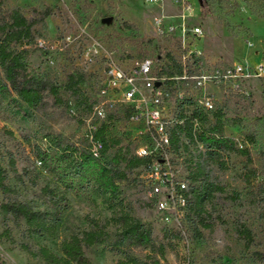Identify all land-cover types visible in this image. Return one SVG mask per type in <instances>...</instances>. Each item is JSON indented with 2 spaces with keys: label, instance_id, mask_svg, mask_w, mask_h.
<instances>
[{
  "label": "rangeland",
  "instance_id": "1",
  "mask_svg": "<svg viewBox=\"0 0 264 264\" xmlns=\"http://www.w3.org/2000/svg\"><path fill=\"white\" fill-rule=\"evenodd\" d=\"M47 7L52 13L34 27L33 37L13 48L25 51V74L56 86L58 94L47 90L43 103L32 110L15 92L0 94V166L10 188H0V204L27 203L46 214L55 230L31 233L24 219L0 211V234L8 230L11 237L0 238V263L46 264L23 245L32 250L45 246L63 256L64 240L99 226L108 236L86 249L91 264H114L123 251L152 254L163 264H264V0H3L0 22L15 8L31 19ZM144 59L153 60L165 75L185 71L189 79L177 82L176 91L186 99L214 97L215 111L202 118V130L223 115V135L234 150L208 157L185 137L182 149L168 155L170 172L189 188L194 161H205L218 189L204 196L203 209L187 205L176 213L162 211L142 168L128 172L110 204L80 168L77 152L88 149L89 131L101 123L89 102L106 64ZM217 70L226 77L199 84L201 76ZM72 75L85 79L80 93L68 86ZM108 116L114 117L108 120V135L120 141L107 153L108 160L122 146L135 153L147 142L122 110ZM66 148L72 152L59 162L60 149ZM38 149L51 157L41 159ZM246 149L249 156L241 153ZM62 169L74 176L72 184L63 182ZM45 187L66 194V201L56 207ZM123 212L152 227L153 248H115Z\"/></svg>",
  "mask_w": 264,
  "mask_h": 264
},
{
  "label": "trees",
  "instance_id": "2",
  "mask_svg": "<svg viewBox=\"0 0 264 264\" xmlns=\"http://www.w3.org/2000/svg\"><path fill=\"white\" fill-rule=\"evenodd\" d=\"M3 0H0V4ZM52 13L51 8L47 7L43 12H40L37 18H27L19 8L10 11L8 19L0 22V94L5 95L10 92H15L20 101L28 109L38 108L44 100V94L50 90L54 95L58 94L56 86H50L47 81L40 77L27 76L26 71V57L25 51H18L13 46L21 44L24 40L33 37L34 27L42 22ZM168 76L172 73L166 72ZM182 73V70L180 71ZM82 75H72L68 81V86L73 91L81 92L79 84L84 82ZM1 102V98H0ZM94 105V101L89 102L90 110ZM223 115L219 113L216 115V120L209 130H203L198 134V141L204 144L205 154L208 157L219 156L224 148L234 150L230 146L229 140L224 137L223 130L225 123L222 121ZM114 118L108 116L105 120L97 125L96 130L90 129L87 142L88 149L77 152L78 149L73 150L77 152L80 159V168L86 169L91 175L90 182H94L98 193L105 198L107 202L112 204L113 200L119 194V183L128 178V172L139 169L151 163L149 157H138L128 145L117 149L111 159H107V153L113 146L120 145V141L108 135V120ZM190 140L193 136L190 133ZM177 141V140H175ZM100 142L102 149L98 156H94L93 148L95 143ZM60 161L67 158L66 154H71V149H60ZM41 159L46 160L51 156L43 152L41 149L37 150ZM242 154L249 156V151L243 150ZM65 168V165L63 169ZM62 169V171H63ZM61 178L66 185L72 184L74 176L66 171L61 172ZM6 173L0 166V188L8 192L10 188L6 185ZM191 200H189V208L194 207L203 209V198L212 195L218 188L209 180V170L206 167L205 161H194L192 171L189 174ZM200 182V185L191 187V183ZM264 186V178L262 182ZM48 194H51L52 203L56 207H60L66 201V194L57 195V193L45 187L43 189ZM194 200V202H193ZM199 209V210H201ZM0 211L5 214H13L15 217L25 220L31 233L36 234H52L55 226L47 219V215L35 211L30 205L21 201H10L0 204ZM122 229L115 242V248L121 249L125 244L131 248L149 249L154 247V238L152 227L143 223L142 221L132 217L128 212H123L121 216ZM203 226L210 228V223H205L201 219ZM108 233L102 227H95L93 229L76 233L71 235L62 243L63 256H59L52 252L49 248L42 246L38 250H32L28 245H23V249L28 252L33 258L43 260L46 264H91L86 256V249L95 244L102 243L107 238ZM6 237L11 240L10 233L5 230L0 234V238ZM123 258L119 259L114 264H163L160 259L154 257L152 254H147L144 257L137 256L132 252L123 251ZM2 264V263H0Z\"/></svg>",
  "mask_w": 264,
  "mask_h": 264
},
{
  "label": "built area",
  "instance_id": "3",
  "mask_svg": "<svg viewBox=\"0 0 264 264\" xmlns=\"http://www.w3.org/2000/svg\"><path fill=\"white\" fill-rule=\"evenodd\" d=\"M195 33L200 34V28H196ZM237 70L241 72L242 68L238 67ZM221 77L226 75L217 70L214 75L201 76L199 84L214 82ZM188 79L185 71L178 77L160 73L151 59L124 65L109 62L92 107L93 115L98 120L103 121L108 117V112L115 113L120 109L130 123L141 127L140 134L147 142L137 147L135 154L151 158V163L142 167L146 172L143 180L150 188L152 197H160L159 207L167 213H176L186 207L190 197L187 181H177L170 172L168 155L180 151L185 144L184 138L189 137L190 133L194 137L191 142L198 143L205 150L197 137L203 131L202 118L213 114L216 107L214 97L203 95L193 102L176 91L177 82ZM96 128L97 125L91 127L92 130ZM101 149L102 144L95 143L92 150L94 156H98Z\"/></svg>",
  "mask_w": 264,
  "mask_h": 264
}]
</instances>
